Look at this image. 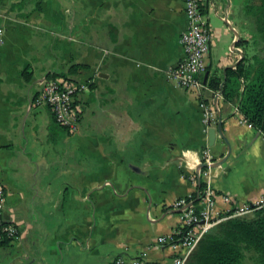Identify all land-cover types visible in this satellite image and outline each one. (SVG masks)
Instances as JSON below:
<instances>
[{"label": "crops", "instance_id": "obj_1", "mask_svg": "<svg viewBox=\"0 0 264 264\" xmlns=\"http://www.w3.org/2000/svg\"><path fill=\"white\" fill-rule=\"evenodd\" d=\"M200 3L209 38L197 92L165 73L184 57L183 0H0V181L18 224L0 264H171L157 236L178 226L173 203L195 195L205 147L214 161L227 150L217 131L207 141L205 103L230 146L211 167L214 207L264 195V134L206 85L239 57L242 1ZM44 78L83 84L74 127L35 102Z\"/></svg>", "mask_w": 264, "mask_h": 264}, {"label": "built area", "instance_id": "obj_2", "mask_svg": "<svg viewBox=\"0 0 264 264\" xmlns=\"http://www.w3.org/2000/svg\"><path fill=\"white\" fill-rule=\"evenodd\" d=\"M183 11L187 26L180 34V42L184 50V57L172 66L165 69L168 77L173 78L177 84L190 87L200 92L204 87L202 72L205 68L204 52L207 47L209 32L206 19L200 10V0H183ZM226 21V16L223 17ZM2 28L0 27V34ZM239 49L238 47H236ZM83 87V84L56 78H44L35 102L47 104L51 108L54 119L61 124L74 127L75 117L70 110L72 94ZM213 114L210 104H203L201 122L203 130L212 124ZM213 158L208 147L199 155L193 179H201L203 185L197 195L199 205L194 208L192 195L179 197L173 203L180 211V221L174 232L158 235L157 240L169 244L174 250L182 249V253L171 258V264H182L189 250L201 233L216 221L232 215H243L251 208L264 203V195L245 205H238L227 211H218L214 207L211 187V167ZM5 191L0 181V244L5 238H13L18 232L15 219L4 214ZM186 225V228H181ZM110 264H128L123 257L116 256ZM138 264H146L142 259ZM155 264V263H153Z\"/></svg>", "mask_w": 264, "mask_h": 264}, {"label": "trees", "instance_id": "obj_3", "mask_svg": "<svg viewBox=\"0 0 264 264\" xmlns=\"http://www.w3.org/2000/svg\"><path fill=\"white\" fill-rule=\"evenodd\" d=\"M241 18L246 35L236 38L235 43L241 46L242 56L234 67L225 69L221 94L223 99L235 103L245 120L264 134V0H243ZM77 67L78 63H71L60 74L67 78L66 73ZM219 82L220 77L211 76L206 85L218 89ZM202 185L200 179L198 193ZM191 197L193 202H198L199 195L195 193ZM248 212L249 215L227 216L206 228L182 264H264V203ZM181 253L182 249H173L171 255Z\"/></svg>", "mask_w": 264, "mask_h": 264}, {"label": "water", "instance_id": "obj_4", "mask_svg": "<svg viewBox=\"0 0 264 264\" xmlns=\"http://www.w3.org/2000/svg\"><path fill=\"white\" fill-rule=\"evenodd\" d=\"M232 48H235L236 51L238 52V54H239L238 59H239L242 56L241 50L237 49L236 47H232ZM238 59H236L233 64H235ZM222 73H223V77L218 84V93L221 92V85L225 79L224 71ZM205 77H206V73H204V75H203V81L205 80ZM216 111H217L216 125L215 126H209L207 128L206 138H207L208 143H211L212 137L214 136L215 131H217V133L220 135V137L223 139L224 143L226 144L227 150H226L225 154L219 160L213 161L212 166L215 164L221 163L225 159V157L228 155L229 149H230L229 142H228L226 136L222 132L220 113L218 110H216ZM198 183H199V179H197V185H198Z\"/></svg>", "mask_w": 264, "mask_h": 264}, {"label": "rangeland", "instance_id": "obj_5", "mask_svg": "<svg viewBox=\"0 0 264 264\" xmlns=\"http://www.w3.org/2000/svg\"><path fill=\"white\" fill-rule=\"evenodd\" d=\"M234 1H236V0H234ZM241 1H243V0H241ZM244 215H249V212L245 213Z\"/></svg>", "mask_w": 264, "mask_h": 264}]
</instances>
